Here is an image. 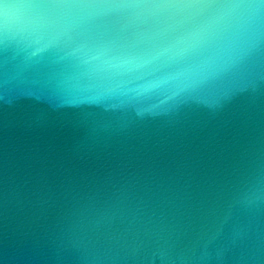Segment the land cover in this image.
Wrapping results in <instances>:
<instances>
[{"label": "water", "instance_id": "95a60500", "mask_svg": "<svg viewBox=\"0 0 264 264\" xmlns=\"http://www.w3.org/2000/svg\"><path fill=\"white\" fill-rule=\"evenodd\" d=\"M264 264V0H0V264Z\"/></svg>", "mask_w": 264, "mask_h": 264}, {"label": "clouds", "instance_id": "9594fccd", "mask_svg": "<svg viewBox=\"0 0 264 264\" xmlns=\"http://www.w3.org/2000/svg\"><path fill=\"white\" fill-rule=\"evenodd\" d=\"M110 251L88 249L84 255V264H115L120 259ZM164 264H221L220 258L210 257L206 252H196L188 249L179 253H169L164 258Z\"/></svg>", "mask_w": 264, "mask_h": 264}]
</instances>
